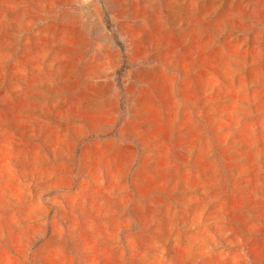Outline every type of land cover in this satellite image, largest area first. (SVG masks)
Instances as JSON below:
<instances>
[{"label":"rangeland","instance_id":"rangeland-1","mask_svg":"<svg viewBox=\"0 0 264 264\" xmlns=\"http://www.w3.org/2000/svg\"><path fill=\"white\" fill-rule=\"evenodd\" d=\"M144 1L0 0V264H264V0Z\"/></svg>","mask_w":264,"mask_h":264},{"label":"crops","instance_id":"crops-1","mask_svg":"<svg viewBox=\"0 0 264 264\" xmlns=\"http://www.w3.org/2000/svg\"><path fill=\"white\" fill-rule=\"evenodd\" d=\"M147 4L152 8L149 13L165 17V28L171 32L176 45L205 46L207 38L215 39L207 32L238 24L239 14L243 21H247L246 3L236 0H145L139 5L146 8ZM241 7L243 10L239 13Z\"/></svg>","mask_w":264,"mask_h":264},{"label":"bare ground","instance_id":"bare-ground-1","mask_svg":"<svg viewBox=\"0 0 264 264\" xmlns=\"http://www.w3.org/2000/svg\"><path fill=\"white\" fill-rule=\"evenodd\" d=\"M185 2V1H184ZM191 2V1H190ZM187 4V3H186ZM189 4V3H188Z\"/></svg>","mask_w":264,"mask_h":264}]
</instances>
